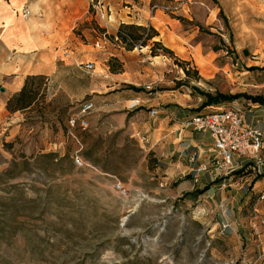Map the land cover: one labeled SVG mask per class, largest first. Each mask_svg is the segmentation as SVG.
Here are the masks:
<instances>
[{"label":"crops","instance_id":"obj_1","mask_svg":"<svg viewBox=\"0 0 264 264\" xmlns=\"http://www.w3.org/2000/svg\"><path fill=\"white\" fill-rule=\"evenodd\" d=\"M154 1L103 0V21L91 12L88 0H0V136L9 138L19 132L23 114L30 111V107L8 111L7 100L21 90L27 76H41L47 101L62 96L78 109L80 102L90 100L89 119L96 118L99 128L123 129L138 143L151 160L152 174L160 185L171 184L172 195L193 205V219L204 225L212 252L226 248L230 261L264 264V223L253 221L254 210L255 217L264 220V200L253 207L249 204L252 197L264 193V173H243L251 160L237 154L232 155L231 172L217 165L210 132L183 123L195 113L231 101L241 108L244 123L264 130V104L240 96L198 109L204 96L192 89L264 97V79L252 78L264 70L229 62L227 51L219 47L204 48L199 26L213 25V9L207 1L202 2L210 12L203 5L191 4L178 12L181 18L159 9L151 12L149 5ZM23 8L29 11L27 17L22 16ZM120 24L150 26L156 35L146 45L125 49L115 40ZM232 26L236 47L251 37L240 22ZM104 31L113 40L95 46ZM153 41L173 51L178 60L189 62L200 78L177 85L184 78L182 68L175 72L176 64L170 58L151 55ZM199 57L206 65L203 73ZM112 58L120 62L121 69L110 70ZM88 62L93 64L91 69L84 67ZM166 71L177 76L165 78ZM148 83L153 86L151 91L143 87ZM250 86L258 93L249 92ZM135 98L140 103L130 108ZM150 109L157 114L150 116ZM56 147L50 143L44 151L57 153ZM224 222H229L227 228H222Z\"/></svg>","mask_w":264,"mask_h":264},{"label":"rangeland","instance_id":"obj_2","mask_svg":"<svg viewBox=\"0 0 264 264\" xmlns=\"http://www.w3.org/2000/svg\"><path fill=\"white\" fill-rule=\"evenodd\" d=\"M197 1L213 9V25L199 26L204 48L219 47L229 62L264 70V0ZM236 22L251 32L237 47ZM198 64L206 67L200 57ZM173 68L180 72L179 65ZM174 71L164 77L177 76ZM258 77L264 79V71L252 78ZM39 91L19 132L0 136V264H246L230 261L226 248L211 251L204 225L193 219V205L172 195L171 184L160 185L149 157L123 129L99 128L90 113L88 126L74 132L79 148L67 134L76 105L62 96L47 101ZM50 143L57 144V161L44 156ZM76 149L79 166L70 160ZM115 182L123 184L125 195L115 191ZM260 200L252 197L249 204Z\"/></svg>","mask_w":264,"mask_h":264},{"label":"built area","instance_id":"obj_3","mask_svg":"<svg viewBox=\"0 0 264 264\" xmlns=\"http://www.w3.org/2000/svg\"><path fill=\"white\" fill-rule=\"evenodd\" d=\"M88 2L91 12L99 19L105 21L106 16L103 0H88ZM192 3L203 5L201 1L171 0L162 3L152 2L149 5V10L153 12L154 10L159 9L168 14H176L185 6H189ZM28 15V9L23 8L22 16L27 17ZM107 35L108 33L106 31L102 32L100 40L94 43L95 46L106 42L108 40ZM115 40H117V37H115ZM136 46L140 45L136 44ZM84 67L86 69H91L93 64L88 62L85 63ZM143 87L147 91L153 89L151 83L145 84ZM139 103L140 100L135 98L129 102V107H135ZM92 109L93 103L90 100H85L78 104L76 114H73L68 118L67 134L74 140L79 148L81 147V142L74 132L76 128L85 129L88 126L86 116L92 111ZM156 114V109L149 110L150 116H155ZM183 123L185 126H190L197 131L210 132L214 158L217 160V165L223 166L226 170L231 172V158L233 154H237L246 156L251 160V163L242 168L243 173H264V155L261 154L262 146H264V130L244 123L242 110L238 105L231 103V101L228 104L222 103L210 110L195 113L187 117ZM141 140L145 141V138L141 137ZM70 160L74 165H82L83 162L79 154V149L74 150L70 154ZM202 169H205V167ZM114 189L119 194H126V189L121 182H115ZM141 197H144L143 194ZM258 197L259 199H264V193H259ZM254 211V223H264V220H258L255 217L257 214L256 210ZM228 226L229 222H224L222 228H227Z\"/></svg>","mask_w":264,"mask_h":264},{"label":"trees","instance_id":"obj_4","mask_svg":"<svg viewBox=\"0 0 264 264\" xmlns=\"http://www.w3.org/2000/svg\"><path fill=\"white\" fill-rule=\"evenodd\" d=\"M220 15L222 16L221 11H220ZM222 19L223 21H225L224 16H222ZM155 35L156 32L152 27L150 26L146 27L136 24H120L116 32L117 40L125 47V49H132L136 46V44L146 45L147 41L152 37H154ZM110 38L113 40V36L110 35ZM150 54L151 55L163 54L169 56L173 58L174 62L182 68L185 77L181 80H178L176 82L177 85L180 84L187 85V83L190 81L191 76H193V79L195 80H198L200 78L198 76L197 70H195L194 68L190 69L189 66H187L189 65V62L178 60L174 56L173 51L163 46L159 41L152 42L150 47ZM111 60H114L113 64H111ZM109 65L111 71H117L121 69V64L116 58L109 59ZM42 85H43V78L41 76H27L24 80V84L21 90L7 100L6 109L12 112L16 110H24L26 108L31 107L37 100V97L40 93L39 90L40 89L43 90ZM192 89L196 90L198 93L204 96V100L198 109H201L209 105H216L218 102L224 100L230 101L240 96H243L251 100L252 102H258L264 104V97L260 95L252 96L246 93H235V94H223L220 92L211 93L208 91L200 90L195 86H192ZM44 156L50 159L51 161H57L56 153L48 152L44 154ZM150 164H151V160H150Z\"/></svg>","mask_w":264,"mask_h":264},{"label":"bare ground","instance_id":"obj_5","mask_svg":"<svg viewBox=\"0 0 264 264\" xmlns=\"http://www.w3.org/2000/svg\"><path fill=\"white\" fill-rule=\"evenodd\" d=\"M201 71H202V73H203L204 71H207L206 67L202 66Z\"/></svg>","mask_w":264,"mask_h":264},{"label":"water","instance_id":"obj_6","mask_svg":"<svg viewBox=\"0 0 264 264\" xmlns=\"http://www.w3.org/2000/svg\"><path fill=\"white\" fill-rule=\"evenodd\" d=\"M244 53H246V51H244ZM0 90H1V91H3V89H2V88H0Z\"/></svg>","mask_w":264,"mask_h":264}]
</instances>
